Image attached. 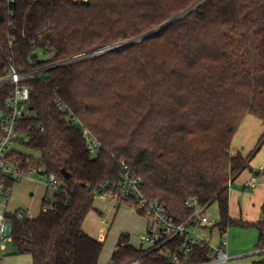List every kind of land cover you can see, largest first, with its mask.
<instances>
[{
  "label": "trees",
  "instance_id": "16d2710c",
  "mask_svg": "<svg viewBox=\"0 0 264 264\" xmlns=\"http://www.w3.org/2000/svg\"><path fill=\"white\" fill-rule=\"evenodd\" d=\"M87 53L45 79L28 80L34 114L18 141L39 151L40 163L66 189L55 194L54 210L23 220L8 214L13 254L29 255L32 264H99L104 242L84 224L103 185L123 179V160L176 223L192 214L187 199L216 202L213 228L256 227L264 252V208L249 222L232 218L229 205V183L264 146L263 135L248 156L232 153L247 116L264 122V0H0V75L8 58L27 70ZM84 127L102 143L95 156ZM2 181L15 184L0 175ZM130 240L120 235L112 264H172ZM209 253L198 246L188 262Z\"/></svg>",
  "mask_w": 264,
  "mask_h": 264
},
{
  "label": "built area",
  "instance_id": "2783aa9c",
  "mask_svg": "<svg viewBox=\"0 0 264 264\" xmlns=\"http://www.w3.org/2000/svg\"><path fill=\"white\" fill-rule=\"evenodd\" d=\"M12 3L15 0H7ZM98 50L97 52H101ZM91 53L82 54L73 58L59 61H49L31 67L27 70H19L12 58H8L7 67L0 75V175L10 180L23 181L34 180L46 184L54 190L53 196L45 197L46 204L43 209L51 211L55 209V194L66 189L63 181L57 175L49 173L40 161L34 165V159L24 161L23 159L11 158V149L15 143L22 138V123L29 119L34 113L31 108L32 87L28 80L45 79L50 72L59 66L68 64L74 60L82 59ZM73 119H75L73 117ZM41 130H44L41 127ZM83 137L89 152L95 156L102 148L101 141L87 128H83ZM123 179L118 183L107 181L103 190L96 198L105 200L110 205V210L116 211L122 205L133 202V209L143 215L146 220V228L141 237V245L137 248L144 253H154L164 257L172 264H229L231 257L228 252L229 228H213L218 220H212L207 213L209 203L202 204L196 198H189L185 205L192 209V214L183 222L176 223L167 214L166 207L159 198L150 199L143 191L141 176L132 174L131 168L123 160ZM46 178V179H45ZM258 184V175L252 174L243 182L246 189L254 188ZM233 182L229 183V192L232 190ZM11 189L5 181L0 182V197L9 199ZM4 211L0 213V249L6 250L7 243L12 242V224L8 217L7 203L0 204ZM18 220L31 217L27 209L19 208L12 213ZM219 234L218 243L213 242V235ZM181 239L184 241L181 242ZM208 246L210 253L208 258L202 262L189 263V254L196 247ZM5 258L0 254V264H4ZM124 264H141L139 258H134Z\"/></svg>",
  "mask_w": 264,
  "mask_h": 264
},
{
  "label": "rangeland",
  "instance_id": "374dc122",
  "mask_svg": "<svg viewBox=\"0 0 264 264\" xmlns=\"http://www.w3.org/2000/svg\"><path fill=\"white\" fill-rule=\"evenodd\" d=\"M80 1V0H79ZM82 1V0H81ZM40 55V59H45L48 55L44 54L42 51H38ZM11 149H15L23 154H27L33 157L34 165L39 163L40 152L29 147L27 144L23 143H15L11 146ZM233 153V152H232ZM260 161L264 163V155L260 157ZM257 170H260L259 168ZM245 174H242L239 177L238 181L233 183V188L239 189L240 184L245 178ZM46 179V178H45ZM47 181L42 183L46 184ZM20 186L16 188L15 194H12L10 199V203L13 198L14 201H18L21 204H29L31 200L34 198V212L40 209V205L42 203L43 198V190H36L31 185H27L26 183L19 184ZM258 188H262V193L264 194V173L258 176ZM43 188V187H42ZM255 189V188H254ZM246 190L244 191L243 199H238L240 204H242L243 212L244 205L251 208L255 212H261L259 214V220L263 216L262 206L264 204V199L260 202H253L251 197V192L254 190ZM34 192V196H31V193ZM260 194V196H261ZM49 196V195H48ZM46 196V197H48ZM6 198L0 197V204L6 203ZM104 208V207H103ZM106 210V207H105ZM4 208L0 205V213H3ZM207 213L211 217L212 220H218L220 218V210L218 204L213 203L207 210ZM134 211H125L120 210L118 213L113 211L106 210L103 217L96 216L95 213H91L89 218L87 219L84 229L86 232L95 236L99 240L104 242V249L101 254L99 264H112V255L117 247L119 236L122 233H129L132 244L141 245V240L138 242L139 237L143 234V232L136 231L140 225H142V218L137 216ZM134 220V226H132V221ZM219 234L215 233L212 241L218 243ZM229 238V247L228 252L231 257L229 264H254L262 259H264V252L262 249H258V239H259V230L253 226H242L239 224H233L229 228L228 233ZM7 249L1 250L0 254L4 256L5 261L4 264H9V260L13 258V256H22L13 254V246L12 242H6ZM22 264H30V260L28 257H24Z\"/></svg>",
  "mask_w": 264,
  "mask_h": 264
},
{
  "label": "crops",
  "instance_id": "0c3cea01",
  "mask_svg": "<svg viewBox=\"0 0 264 264\" xmlns=\"http://www.w3.org/2000/svg\"><path fill=\"white\" fill-rule=\"evenodd\" d=\"M263 135H264V122L261 121L259 118L253 116V115L247 116L245 118V120L243 121V123L241 124L240 128L238 129L237 133L234 136V139H233V142H232V152H233V154L241 153L245 157L248 156L249 153L256 147L258 141L260 140V138ZM262 155H264V146L261 149V151L251 161V167H253L255 171H260V174L264 173V163H262V161H260V157ZM258 168L260 170H257ZM249 169L250 168L246 169L242 173V174H244V173H246V174H245V178H243V180H242V182L240 184L239 189L235 190L233 188V185H232V190L229 193L230 214H231L232 218L237 219V220L256 222V221L259 220V214L261 212H255L254 210H252L251 208L247 207L246 205H244V212H243L242 204H240V202L238 201V199H243L244 191H246V190L250 191V190H252L254 188L255 189L251 192L252 201L253 202H255V201L260 202V201H262L264 199V194H261L263 187L258 188L256 186L254 188L246 189L243 186V182L246 179H248L253 174L252 172H250ZM238 180H239V178H237L236 181H238ZM21 183H26L27 185H31L36 190H40V189L43 190V195L44 196L42 198V203H41L40 209L38 211L34 212V203H35L34 198L31 200V202L29 204H21L18 201L17 202L14 201V198L12 199L13 203H12V201L10 203V199L12 197V194L13 195L15 194L16 188H18L20 186L19 184H21ZM34 194L35 193L32 192L31 196L33 197ZM260 194H261V196H260ZM48 195L49 196H53L54 195V190L49 188L47 186V184L39 183V182H36L34 180H30V179L23 180V181H17L13 185V187L11 189V195H10L9 199L7 200V202H6L7 203V211L12 214L17 209L24 208V209L29 210L31 217H36V216H38L41 213L42 208H43L44 199ZM94 205H95V209L91 213L94 212L96 216L103 217L106 210L113 211V210H110V205L105 200H103L101 198H96ZM105 207H106V210H105ZM263 208H264V204L262 206V210H263ZM120 210H125V211H131L132 210L136 214H138L137 216L142 218L143 221H142V225H140L136 231H138V232L142 231L144 233V230H145L146 224H147V220H146V218L143 215H141L135 209H133L132 207H130L128 205H122L118 210L113 211V212L118 213ZM91 213H90V215H91ZM131 225L134 226V220L132 221ZM84 226H85V224H84ZM142 235L139 237L138 242L141 240ZM91 236H93V235H91ZM93 237H95V236H93ZM130 243H131V240H130ZM138 244L136 243V244H132V245L137 248L139 246ZM24 257H28V259L30 260V264H32V260H31V257L29 255H26ZM23 259H24L23 255L21 257L20 256H13V258H11L9 260V264H22Z\"/></svg>",
  "mask_w": 264,
  "mask_h": 264
},
{
  "label": "water",
  "instance_id": "95a60500",
  "mask_svg": "<svg viewBox=\"0 0 264 264\" xmlns=\"http://www.w3.org/2000/svg\"><path fill=\"white\" fill-rule=\"evenodd\" d=\"M190 9H191V8H190ZM188 11H189V10H188ZM188 11H186V12H184V13L178 15L177 17L173 18V19H172L171 21H169L167 24H169V23H171L172 21L176 20L177 18L181 17L182 15H184L185 13H187ZM163 27H164V26H162L161 28H163ZM152 33H153V32H149V33L145 34V35L142 36V37L134 38V39L128 40V41L123 42V43L118 44V45L129 44V43L136 42V41L140 40L141 38H145V37L151 35ZM249 170H250V172H252V173L255 174V175H259V174H260V171H255L253 167H250ZM63 174L66 176V178H69V177H70L69 174H68L65 170H63Z\"/></svg>",
  "mask_w": 264,
  "mask_h": 264
}]
</instances>
